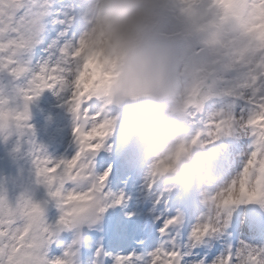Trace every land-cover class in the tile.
Instances as JSON below:
<instances>
[{"label": "clouds", "instance_id": "obj_1", "mask_svg": "<svg viewBox=\"0 0 264 264\" xmlns=\"http://www.w3.org/2000/svg\"><path fill=\"white\" fill-rule=\"evenodd\" d=\"M3 7L18 26L17 32L9 33L15 43L5 54L15 51L20 60L24 50L40 47L49 26L55 25L50 18L52 0H6ZM80 8L82 30L72 43L81 49V61L90 58L100 71L86 92L83 85L76 90L73 125L96 123L84 119L89 110L99 116L104 124L100 141H110L105 151L138 172L141 189L152 202L149 212L158 204L163 206L161 214L175 206L170 224L174 229L183 219L179 205L192 197L200 209L198 231L193 235L191 230L188 237L195 245L219 231L226 219L223 201L228 193L221 194V189L227 184H216V142L247 131L248 111L234 113V92L251 95V88L233 86L249 70L258 77L252 87L264 85V0H80ZM254 100L255 104H246L247 110L260 112L264 89ZM260 152L264 158V146ZM81 165L70 172L74 178L70 187L87 189V196L67 203L60 198L57 210L72 222L50 237V244L69 252L66 264H82L80 249L92 247L89 232L112 203L104 190L93 187V168L83 166V161ZM250 196L256 198L253 203L264 205V181L253 177L243 192L237 186L231 201L244 203ZM65 231L71 232L67 243L61 239ZM174 240V236L160 240L127 264H180L181 255L165 254L179 252L170 247ZM248 249L231 253L230 264H253ZM251 249L255 264H264V243ZM222 258L229 264L227 254ZM87 264L97 261L93 258Z\"/></svg>", "mask_w": 264, "mask_h": 264}, {"label": "rangeland", "instance_id": "obj_2", "mask_svg": "<svg viewBox=\"0 0 264 264\" xmlns=\"http://www.w3.org/2000/svg\"><path fill=\"white\" fill-rule=\"evenodd\" d=\"M55 25H50L44 43L31 51L21 54L20 60L27 61L33 71L45 61L52 63L59 55L58 49L66 42H73L82 30L80 0H52V17ZM55 42V44L53 43ZM27 76L13 81L7 72H0V95L10 97L16 86H24ZM67 93L54 94L53 90L43 91L29 105L31 131L23 134L13 131L11 135L0 132V195H4L12 205L23 194L33 201L48 200L44 219L47 224H54L59 216L42 183H38L33 147L39 149L40 155L52 160L70 159L78 149L72 134L73 120L65 103ZM246 99L235 98L233 111L246 114ZM7 138L5 139V137ZM103 146L91 156L92 168L96 175L110 170L105 180L104 192L123 195L120 204L108 207L99 224L94 225L89 232L93 244L90 249H80L82 264H87L95 258L97 264H114L116 256L135 259L143 253L150 252L160 240L175 237L173 250L181 255L180 264H214L229 252L235 253L238 248H252L264 243V205L258 203H240L228 207L223 215V227L206 235L195 245L188 239L189 233L196 223L199 207L195 200L188 196L179 205L183 219L178 230L169 226L166 235L161 236L159 229L166 219L175 215V206L167 213L161 214L163 206L158 204L152 209V202L142 189L137 171L123 165L105 151ZM252 136L248 131L222 137L216 142L219 153L216 170V184L224 185L237 174L251 151ZM18 146L17 151H13ZM70 187V185H65ZM112 197H109L111 202ZM143 218L136 219L135 216ZM159 215V219L156 216ZM71 232L61 233V239L66 243ZM63 250L55 244H49L47 258L61 257Z\"/></svg>", "mask_w": 264, "mask_h": 264}, {"label": "snow or ice", "instance_id": "obj_3", "mask_svg": "<svg viewBox=\"0 0 264 264\" xmlns=\"http://www.w3.org/2000/svg\"><path fill=\"white\" fill-rule=\"evenodd\" d=\"M5 2L6 0H0V72H7L13 81L25 76L28 78L24 86L15 87L12 96L0 95V132L11 135L13 131H16L22 135L25 130L31 131L32 126L27 123L30 119L29 105L45 90H53L56 95L67 93L65 103L68 106V111L75 117L77 108L73 106V101L77 96L76 90L83 85V90L86 92L91 86L92 80L99 74V66L90 58L81 61V49L72 42H66L58 49L59 55L54 62L45 61L35 71L29 68L27 61L22 62L16 59L17 52L12 51L6 55V50L15 43L9 33L17 32L18 26L10 14L4 13ZM53 43L55 44V42ZM83 43L84 41L81 39L79 44L83 45ZM26 51L24 50V52ZM257 79V75L252 70H249L242 78H238L233 86L234 89L251 88V95L245 97L242 92H234L236 98L246 99L248 104H255L256 93L264 89V85L257 88L252 87L251 82ZM258 107L260 112H257L255 108L249 109L245 120L247 131L252 136L251 151L241 169L228 182L227 186L221 189V194L228 193L223 201L227 209L231 205L240 204V202L231 201V192L237 186L243 192L253 177L256 178L257 182L264 181V158L260 152V148L264 146V124L258 125V121L264 120V114H261L264 113V104H259ZM83 110L84 105L81 104L80 111L83 112ZM89 118L97 122L83 128L78 123L73 125L72 134L78 149L70 159L52 160L47 156L38 154L39 149L35 147L30 149V153L35 154L33 163L38 178L37 182L44 185L48 197L55 202L56 208H59L62 196L64 203L76 199H85L87 196V189L81 191L72 187H65V185L74 183V178L70 172L82 166V161L84 162L83 166L92 167L91 156L103 146L100 141L103 133L100 129L104 127V124L99 122V116L91 113V110L84 114L85 120ZM17 150L18 146L13 149V151ZM109 171L105 170L102 174L96 175L93 185L96 190L104 189V182ZM106 196L112 197V203L109 206L120 204L123 199L122 194L114 195L111 192L106 193ZM253 202H257L255 196H250L247 201H244V203ZM47 203L48 200L36 202L21 194L16 203L12 205L4 195H0V264H66L64 257L69 255L68 251L64 252L61 257L50 260L47 258V248L54 230L60 226H68L72 221L66 218L67 214H59L54 224H47L44 219ZM71 211L79 213L83 209H72ZM173 222L172 218L165 220L164 226L159 231L165 232L166 228ZM225 223H227V217ZM197 231L198 227L194 226L192 228L193 235ZM155 254V252L152 253V255ZM165 254L177 258L180 256V253L176 251ZM227 255L230 264L231 252ZM248 257L255 264V257L251 248L248 249ZM136 258L139 259V257ZM130 259L131 257L116 256L114 264H127ZM214 264H223V258Z\"/></svg>", "mask_w": 264, "mask_h": 264}, {"label": "bare ground", "instance_id": "obj_4", "mask_svg": "<svg viewBox=\"0 0 264 264\" xmlns=\"http://www.w3.org/2000/svg\"><path fill=\"white\" fill-rule=\"evenodd\" d=\"M144 216H146L145 214H143L142 217H139V216H135L136 219H140V218H143Z\"/></svg>", "mask_w": 264, "mask_h": 264}]
</instances>
